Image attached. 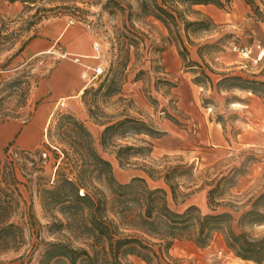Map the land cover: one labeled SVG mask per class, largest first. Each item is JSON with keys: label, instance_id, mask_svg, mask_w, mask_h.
<instances>
[{"label": "rangeland", "instance_id": "rangeland-1", "mask_svg": "<svg viewBox=\"0 0 264 264\" xmlns=\"http://www.w3.org/2000/svg\"><path fill=\"white\" fill-rule=\"evenodd\" d=\"M221 1H227L224 9L180 7L183 19L194 24L184 32L183 24H179L178 41L153 17L152 0L144 1L145 12L141 10L142 0H30L31 4L0 0V86L26 72L32 76V86L38 82L31 90L24 116L0 124L1 183L4 187L12 176L17 182L4 189H16L12 197L17 205L11 210L9 222L22 232L16 249L0 253V264H39L45 244L56 240L70 243L76 250L87 249L73 229L49 235V213L36 192L39 185L52 181L54 176L52 155L43 144H48V127L59 114H70L84 124L96 152L110 163L120 184L142 178L150 189L168 192L158 175L153 174L157 179H149L144 170L189 168L178 180L180 194L187 196L183 203L179 198L174 205L168 194V206L177 213L194 206L201 214H209L207 192L222 176L231 178L233 185L221 184L222 192L215 194V199L224 206L216 208V213L231 210L237 221L243 212L252 209L264 194V101L244 91L218 90L216 84L222 76L264 82V0H256L262 21L243 0ZM58 19L88 37L90 51L94 43L99 45L98 63L104 71L90 86L93 88L86 87L81 95L65 100L63 108L58 107L62 101L52 96L49 82L66 59L56 53L28 59L23 52L33 39L12 58L29 38L37 37L40 26ZM82 61L86 66L79 67L76 75L84 88L80 75L94 61ZM99 82L102 88L96 92ZM108 87L114 90L109 95ZM85 90L88 93L83 96ZM43 109L45 115L34 128L36 137L32 142L33 134L24 131ZM27 114L32 116L24 123ZM124 119L141 122L164 135L153 139L137 134L134 128H121L101 145L105 125ZM148 145L151 153L145 158L121 164L116 160L119 148H150ZM37 151L41 152V161L35 155ZM228 203L235 209L226 207ZM255 204V209L264 214V199ZM51 214L62 219L57 209ZM244 232L254 239L264 238V220ZM169 256L177 264H252L235 258L219 235H213L204 249L190 242H174ZM128 262L144 264L135 258H128ZM54 264L69 263L59 260Z\"/></svg>", "mask_w": 264, "mask_h": 264}, {"label": "trees", "instance_id": "trees-1", "mask_svg": "<svg viewBox=\"0 0 264 264\" xmlns=\"http://www.w3.org/2000/svg\"><path fill=\"white\" fill-rule=\"evenodd\" d=\"M142 1L141 10L145 12L147 5L144 4L145 0ZM243 1L252 14L262 21L263 15L256 0ZM8 2L31 4L30 0ZM152 3L155 20L179 41V24H183V32L194 24L183 19L180 7L213 6L224 9L227 1L160 0L157 4L152 0ZM34 37L29 38L12 58L21 54ZM179 44L182 45L181 42ZM182 49L185 51V48ZM31 79L30 73L26 72L0 86V124L19 120L24 116L31 90L38 86L37 81L32 86ZM205 79L210 82L209 78ZM100 83L96 92L102 88ZM91 88L93 87H89ZM216 88L226 92H248L264 101V82L222 76ZM113 91L108 87L106 94ZM87 93L85 90L83 96ZM31 116L27 114L24 123ZM121 128H134L137 134L153 139L164 135L141 122L124 119L116 124L105 125L100 137L101 145H105L107 138ZM46 138L48 144L44 143L43 148L51 153L52 168L55 171L52 181L46 180L38 186L36 192L44 211L49 213L47 232L50 236H58L73 229L80 235L87 249L76 250L70 243L56 240L45 244L39 264H54L59 260H65L69 264H131L128 258H135L144 264H177V260L169 256L174 242H190L198 249H204L213 235L222 238L224 246L235 258L252 264H264V238L254 239L244 232L245 228L263 222L264 214L255 209V203L264 199V194L237 221L231 210L216 213V208L224 206L215 199V194L222 192L221 184L230 187L233 185L231 178L222 176L207 192L209 214H201L194 206L177 213L170 209L167 198L169 194L174 205L178 204L179 198L182 203L186 199V195L180 194L178 185V180L190 170L186 166L165 167L162 171L144 170L149 179H157L153 174L158 175L168 192L150 189L142 178L120 184L113 176L110 163L96 152L91 133L72 115H57L48 127ZM148 146L150 148H119L115 152L116 160L121 164L132 158H145L151 153V146ZM35 155L42 160L41 152L37 151ZM2 178L4 176L0 175V253L16 249L17 240H21L22 234L20 228L9 222L11 210L17 205L12 197L16 189L13 188L15 190L10 192H5L4 189L15 186L17 182L12 176L10 182L2 187ZM225 206L235 209L230 203ZM56 209L61 220L51 214ZM30 220L33 221L32 216Z\"/></svg>", "mask_w": 264, "mask_h": 264}, {"label": "crops", "instance_id": "crops-1", "mask_svg": "<svg viewBox=\"0 0 264 264\" xmlns=\"http://www.w3.org/2000/svg\"><path fill=\"white\" fill-rule=\"evenodd\" d=\"M36 36L37 37H35L24 50L23 55L25 57L33 59L39 56L56 53L59 54L62 59L67 60L60 63L61 65L50 79L49 83L52 96L64 102L75 95H81L82 90L85 89V83L81 80L80 75V81L84 83V88H81V82H79L76 74L79 67L86 66L85 62L82 60L94 61L93 66L90 68L99 65L98 61L95 59L92 47L90 51L89 38L85 35H79L77 28L66 24L64 20L61 19L45 22L39 27ZM67 57H73L75 59L69 60ZM86 57H90V59H86ZM87 63L88 62H86V64ZM70 77H73L76 82H72ZM44 115V109L39 111L33 124L24 131L33 134L32 142L36 137L34 128L41 123Z\"/></svg>", "mask_w": 264, "mask_h": 264}, {"label": "built area", "instance_id": "built-area-1", "mask_svg": "<svg viewBox=\"0 0 264 264\" xmlns=\"http://www.w3.org/2000/svg\"><path fill=\"white\" fill-rule=\"evenodd\" d=\"M92 50H93V53L95 54L96 61L100 62L101 59H100V47H99V45L97 43H94L92 45ZM103 72L104 71H103L100 63L98 66H96L94 68H86V72L81 75V80L84 81L85 88L93 86L96 82H98V80L103 76ZM58 107L63 108L64 103L59 102ZM208 112H210V109L208 110ZM262 146L264 148V141H263Z\"/></svg>", "mask_w": 264, "mask_h": 264}, {"label": "bare ground", "instance_id": "bare-ground-1", "mask_svg": "<svg viewBox=\"0 0 264 264\" xmlns=\"http://www.w3.org/2000/svg\"><path fill=\"white\" fill-rule=\"evenodd\" d=\"M87 59H90V57H87ZM92 59V58H91ZM23 144V143H22Z\"/></svg>", "mask_w": 264, "mask_h": 264}]
</instances>
